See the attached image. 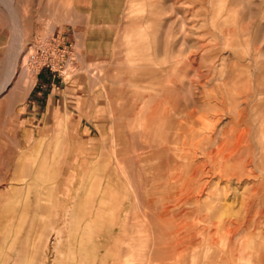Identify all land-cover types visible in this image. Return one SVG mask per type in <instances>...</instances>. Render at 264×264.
I'll return each instance as SVG.
<instances>
[{
	"label": "rangeland",
	"instance_id": "rangeland-1",
	"mask_svg": "<svg viewBox=\"0 0 264 264\" xmlns=\"http://www.w3.org/2000/svg\"><path fill=\"white\" fill-rule=\"evenodd\" d=\"M21 45L0 264H264V0H0V88Z\"/></svg>",
	"mask_w": 264,
	"mask_h": 264
},
{
	"label": "bare ground",
	"instance_id": "bare-ground-1",
	"mask_svg": "<svg viewBox=\"0 0 264 264\" xmlns=\"http://www.w3.org/2000/svg\"><path fill=\"white\" fill-rule=\"evenodd\" d=\"M163 12V9H162ZM30 51L27 52L26 47L21 45V47L18 48V50L15 51L14 56H13V61H12V66L8 70V74L6 79L4 80L1 88H0V95L8 88V86L11 84L13 79L16 76L17 71L21 68L22 72L25 74V83L20 86V88L17 91L12 90V95L16 96L15 101L20 102L23 101L26 97V94H28L29 90L32 88L33 84L35 83V72L34 70L29 66V61L30 59ZM34 57V56H33ZM22 59V60H21ZM22 61V62H21ZM21 62V65L19 66V63ZM130 63V62H129ZM18 74V73H17ZM138 88V87H137ZM14 93V94H13ZM155 116V111L151 110L149 119L153 120ZM204 176V174H203ZM193 178V176H191ZM213 177V176H211ZM191 178V179H192ZM19 180H23V183H16V182H11L7 184V187L11 190L10 193H4L3 198L4 199H9L8 201L12 200V208L10 212L11 219L13 220L14 218L17 219L19 214H20V205L22 203V198H24V201L29 202L34 201V207L32 209L34 219L33 222L34 224L36 223L35 218L39 214V205H40V200H41V190H40V185L37 183V178H34L30 183H27V178H18ZM236 179V178H235ZM15 180V179H14ZM188 181V180H187ZM15 183V184H13ZM187 184V182H186ZM189 189V188H188ZM191 189V188H190ZM142 190V189H141ZM185 190V189H184ZM240 191V190H238ZM237 191V192H238ZM183 192V191H182ZM190 191L187 190V193ZM186 193V191H185ZM81 195V194H79ZM184 195V194H183ZM231 196V195H230ZM79 197V196H78ZM240 197V196H239ZM239 199V198H238ZM4 201V200H0ZM183 201V200H182ZM180 201V202H182ZM10 205L8 202L6 205ZM5 205V207H6ZM121 205V204H120ZM145 211V210H144ZM31 212V211H30ZM144 215V214H143ZM118 216V215H117ZM19 218H23V214L19 216ZM248 221V220H247ZM257 225V224H256ZM243 228V227H242ZM168 230V229H167ZM170 230V229H169ZM182 230V229H181ZM229 231L231 232V237H234V232L235 229H230ZM173 234V233H172ZM239 236V235H238ZM120 237V236H118ZM149 243V242H148ZM146 245V244H145ZM139 247V246H138ZM136 249V248H135ZM227 250V249H226ZM231 251V250H230ZM214 253V252H213ZM143 257V256H142ZM178 257V255H177ZM193 257V256H192ZM179 258V257H178ZM136 259V258H134ZM152 259V258H151ZM157 259V258H156ZM114 260V258H113ZM112 260V261H113ZM211 260V259H210ZM136 261V260H135ZM144 261V260H143ZM157 261V260H156ZM179 261V260H178ZM142 262V261H141ZM133 263V261H132ZM131 263V264H132ZM256 264V263H255Z\"/></svg>",
	"mask_w": 264,
	"mask_h": 264
}]
</instances>
